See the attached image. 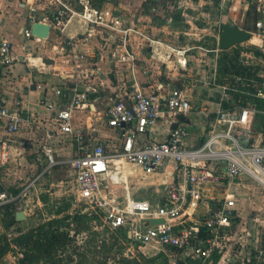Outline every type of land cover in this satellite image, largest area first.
I'll return each mask as SVG.
<instances>
[{
	"label": "crops",
	"instance_id": "0c3cea01",
	"mask_svg": "<svg viewBox=\"0 0 264 264\" xmlns=\"http://www.w3.org/2000/svg\"><path fill=\"white\" fill-rule=\"evenodd\" d=\"M241 1L235 0L229 23L252 33L253 30L261 31L256 24L263 18L264 0H246L244 7ZM211 3L212 0H0V44L3 41L11 43L14 59L7 66L0 63V107L18 111L23 118L20 130L14 135H8L6 122L0 120V137L11 140L10 163L0 171L3 187L14 195L18 194L19 190L9 188L16 185V181H11L12 176L19 178V172L27 175L38 172L39 165L48 163L47 153L53 155L58 163L71 159L76 143L61 134L52 119L69 102L75 89L79 93H87L90 108L75 111L74 126L85 130L89 145L95 147L102 144L108 154L122 148L124 139L121 128L108 125L106 110L117 101L130 105L136 84L147 95H168L173 88L185 90L195 104L183 121L190 133L186 145L190 149L202 146L207 140L208 119H214L222 109L220 97L213 99L215 92L220 94L221 91L204 83L203 87L210 89L208 95H199V92L198 96L189 94L183 83L184 78H191V75L180 62L186 61L187 67L193 65L195 72L201 76L205 72L200 63L205 66L216 63L219 54L211 56L209 53L212 51L200 45L190 46L188 38L182 41L180 37L193 33L185 31L184 22L201 28L194 22L200 15L191 10L203 8L200 14L209 16L204 5ZM61 4L68 8L61 20L63 25L51 28L47 40L25 37L24 31H32L33 24L44 18L56 25V15L61 8L64 9ZM86 6L101 12L105 23H110L115 17L127 27L135 26L148 37L141 39L134 34L131 37V49L136 57L133 69L113 59L115 45L109 38L111 30L105 26L89 25L80 17ZM180 16H185L187 20ZM261 50L264 52V49ZM44 59H51L53 65H47ZM261 59L256 58V63H264ZM259 76L264 78V73ZM202 79L205 80V77ZM58 89L63 91V95H57ZM239 109L235 107L234 111L238 113ZM173 126L170 127L165 119L159 120L146 135L139 136L138 146L148 141L167 140ZM193 127L196 133L192 132ZM261 135L264 136V113L257 112L251 136L258 139ZM172 167H164L151 176H146L139 169L133 175L122 172L127 181L124 183L119 176V182L112 185L113 191L121 199L128 193L134 200L147 201L152 206L163 205L167 185L182 181L172 174ZM48 168L53 167L48 164ZM127 169L131 171V168ZM44 172L39 174L44 175ZM254 182L249 175H242L234 182L225 180L218 187L209 189L208 197H215L217 201L209 200L208 204L213 203L211 207L215 208L225 196H233L237 201L239 217L232 227L237 224L239 228L241 225L238 222L242 218L239 208L246 201L248 192L244 188L249 186L247 183L260 185ZM250 226L253 228V223Z\"/></svg>",
	"mask_w": 264,
	"mask_h": 264
},
{
	"label": "built area",
	"instance_id": "2783aa9c",
	"mask_svg": "<svg viewBox=\"0 0 264 264\" xmlns=\"http://www.w3.org/2000/svg\"><path fill=\"white\" fill-rule=\"evenodd\" d=\"M63 7L56 15V25L47 18L41 22L49 24L51 28L62 26L61 20L66 13L65 9H68ZM80 17L89 25L105 26L111 30L109 38L115 45L113 59L131 69L135 67L136 57L131 49V37L134 34L141 39H148L145 34L135 26L127 27L115 17H112L110 23H105L104 15L88 6ZM256 26L257 29L263 28L261 22ZM60 31L63 32L62 29ZM24 35L27 39L33 37L41 40L34 37L30 29H26ZM13 60L11 43L3 41L0 44V63L7 66ZM180 65L186 66L187 62H180ZM210 80L206 83L216 85L221 91V105L231 99L232 93L239 92L231 84H217L216 75ZM236 80L241 81V78ZM251 82L256 88L254 96L264 102V82ZM133 87L130 105L117 101L106 110L108 125L123 131L122 148L114 154H108L102 144L95 147L89 145L85 130L73 124L76 110L90 108L89 99L87 93H79L75 89V94L56 113L52 123L61 134L76 143V148L71 159L64 163L55 162L53 155L47 153L48 164L51 167L58 164L70 167L78 200L87 204L82 213L100 216L105 229L112 233H126L133 245L139 248L159 245L167 250H182L183 253L189 250V257L193 259L210 260L218 248L221 233L233 226L239 214L236 199L229 195L219 201H223L220 205L212 208L213 203L208 204L209 200H217L208 197L209 189L218 187L225 180H239L242 175H249L264 187V136L258 139L251 136L254 116L257 112L264 113V110L240 107L237 113L222 108L214 119H208L206 142L198 148L190 149L186 145L190 133L183 121L193 106L185 90L173 88L168 95H147L139 85ZM56 93L63 95L61 89ZM163 119L170 127L178 124L175 129H170L169 138L162 142L148 141L138 146L139 136L146 135ZM0 120L6 122L8 135L17 133L23 123L21 114L10 111L6 106L0 107ZM244 140L245 144L242 142ZM10 143L9 138L0 137V171L10 163ZM170 165H173L172 174H176L182 181H173L167 185L166 202L163 205L152 206L147 201L134 200L128 193L121 199L113 191L112 185L119 182V176L124 183L127 181L122 173L127 168H131L130 175L139 169L146 176H151ZM29 189L28 186L26 191ZM20 196L5 189L0 178V206L14 204ZM160 219L165 223L151 226L148 222ZM202 228L206 229L208 237L199 245H194L192 240Z\"/></svg>",
	"mask_w": 264,
	"mask_h": 264
},
{
	"label": "rangeland",
	"instance_id": "374dc122",
	"mask_svg": "<svg viewBox=\"0 0 264 264\" xmlns=\"http://www.w3.org/2000/svg\"><path fill=\"white\" fill-rule=\"evenodd\" d=\"M245 1H241L243 7L246 5ZM234 2L235 0H212L211 4L204 5V9L209 12V16H202L200 14V10L203 8L191 10L194 14L200 15L197 17L198 20L194 22L203 28V30L201 28H194L193 25L186 22L183 24L187 28L186 32L193 33L189 34V36L180 37L183 39L182 41L188 38L187 44L190 46L200 45L202 48L212 51L209 53L211 56L219 54L216 63H208L207 66L204 63H200L203 73L205 72L201 76L195 72L193 65L190 67L184 66L189 70L188 75H191V78L185 77L183 83V87L187 86L189 94L195 93L198 96L197 92H199V95H208L210 89L203 86L207 81H211L210 79L214 75L218 78L217 84H231L230 79L232 77H225L227 80L222 81L224 78L218 71L219 65L217 62L224 54L223 51L218 50V38L222 25L231 21V15L234 13L232 10V7L235 5ZM258 4H260V1ZM261 15L263 16L262 19H259L263 23L261 31L254 32L253 30L254 36L252 40L227 51L230 56L234 55V51L236 50L241 51L240 63L237 64L257 67L259 69L258 75L261 72L264 73V63H256L258 61L256 58L260 59L261 57V60L264 61V52L261 50L264 49V14ZM180 18L186 19L185 16H180ZM164 70L165 68L162 69V74H164ZM197 75L199 80H197ZM210 76L211 78L208 79ZM201 77H205V80ZM209 87L219 89L216 85H209ZM218 97H220V94L215 92L213 99L217 100ZM192 106L194 109L195 104H192ZM192 132L196 133L194 127L192 128ZM47 167L48 163L45 162L44 165H39L38 170H36L38 174L34 172L27 175L25 172H19V178L12 176L11 181H16V185L9 186V188L13 189V191L19 190L16 195L21 196L14 204L0 206V245H2L6 236L9 242H13L20 235V232H27L57 217L61 211L63 214H74L81 213L87 208V204L84 201L78 200L75 180L70 167L64 164L48 169ZM24 168L27 169L26 166ZM42 172H44V175H41ZM124 172L125 174L129 173L130 170L126 169ZM247 185L249 186L244 188V190L248 191L245 198L246 201L239 208L242 218H239L238 223L241 226L238 228L236 224V227L225 229L218 239V248L216 249L221 255L218 264H264V188L258 184L247 183ZM28 186L30 189L26 191ZM20 211L25 212L26 220L18 222L11 228H6V224L10 221L12 214ZM252 223L254 225L253 228L249 227V224ZM91 226L93 227V231L99 233L97 239L102 240L103 238H107L109 246L113 245L116 240H119L118 245L114 248V252H122L125 257L133 260L138 259L142 264H177L179 261L184 262L187 260L191 254L189 250L185 251L182 255L173 254L167 248L159 245L156 247L149 245L139 248L133 245L127 236L106 230L102 219L92 223ZM91 237L88 233L79 235L76 245L83 249L86 245V240L91 239ZM72 249L73 247L70 248V252ZM68 254L69 252L65 253L64 257ZM88 254L92 255L91 253ZM20 255V249L16 248L13 244L11 252L5 256L0 264H15ZM73 258L75 264L76 257L73 256ZM192 261H203L202 264H210V260H203L201 258H195ZM105 264L116 263L114 260H110Z\"/></svg>",
	"mask_w": 264,
	"mask_h": 264
},
{
	"label": "trees",
	"instance_id": "16d2710c",
	"mask_svg": "<svg viewBox=\"0 0 264 264\" xmlns=\"http://www.w3.org/2000/svg\"><path fill=\"white\" fill-rule=\"evenodd\" d=\"M223 53V56L217 62L219 65L218 71L224 78L222 81L227 80L225 77H232L230 79L231 85L238 89L239 92L232 93L231 99L223 103L222 108L231 111H234L235 107H248L257 111L264 110V102L254 96L256 88L254 83L251 82L252 80L259 84L264 82V79L257 74L259 69L237 64L240 63L241 51H234L232 56L228 55L227 51H223ZM237 78H241V81H237ZM15 214H12L10 221L6 224V228H11L18 223ZM100 220L101 217L94 214L91 216L82 212L63 214L61 211L57 217L27 232H20V235L13 242H9L6 236L2 245H0V262L11 252L14 244L16 248L20 249L22 255L15 264H74L73 256L76 257L75 264H105L110 260H114L116 264H142L138 259L133 260L125 257L122 252H114L119 240L109 246L107 238L97 239L99 233L93 231L91 225ZM87 233L92 237L86 240V245L81 249V247L79 248L76 245L77 237ZM117 234L127 236L126 233L122 232ZM207 237L208 232L202 228L201 232L193 238L192 243L199 245ZM72 247L73 249L70 252ZM168 251L173 252V254H183L182 250L168 249ZM67 252L69 254L64 257ZM220 258L221 255L217 250L213 253L209 263L218 264ZM192 260H194L192 257H188L184 262L179 261L177 264L203 263V261L193 262Z\"/></svg>",
	"mask_w": 264,
	"mask_h": 264
},
{
	"label": "water",
	"instance_id": "95a60500",
	"mask_svg": "<svg viewBox=\"0 0 264 264\" xmlns=\"http://www.w3.org/2000/svg\"><path fill=\"white\" fill-rule=\"evenodd\" d=\"M51 32V26L44 22H35L32 26V35L41 40H47ZM253 33L247 31L234 23H224L222 25V30L218 38V50L228 51L237 45H242L249 42L253 38ZM33 38V37H32ZM23 60V58H22ZM47 65H53L51 59H44ZM178 124H174L173 129H175ZM26 214L23 211L17 212L16 220L17 222L25 221ZM151 226L163 224L165 221L160 220H149Z\"/></svg>",
	"mask_w": 264,
	"mask_h": 264
}]
</instances>
